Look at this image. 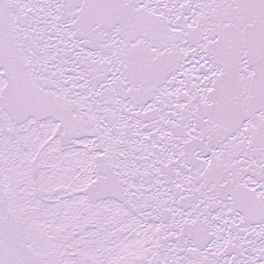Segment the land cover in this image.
<instances>
[{"label":"snow or ice","instance_id":"obj_1","mask_svg":"<svg viewBox=\"0 0 264 264\" xmlns=\"http://www.w3.org/2000/svg\"><path fill=\"white\" fill-rule=\"evenodd\" d=\"M0 264H264V0H0Z\"/></svg>","mask_w":264,"mask_h":264}]
</instances>
